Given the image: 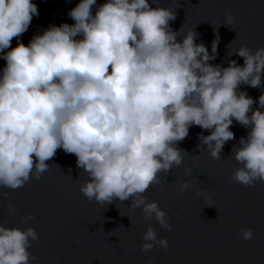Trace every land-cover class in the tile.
<instances>
[{
	"label": "clouds",
	"instance_id": "obj_1",
	"mask_svg": "<svg viewBox=\"0 0 264 264\" xmlns=\"http://www.w3.org/2000/svg\"><path fill=\"white\" fill-rule=\"evenodd\" d=\"M38 15L33 0H0V57L6 61L0 69V187L15 190L39 179L62 148L88 174L80 190L89 200L131 198L130 206L170 229L166 210L142 194L183 162L176 142L190 125L211 130L200 139L219 159L235 139L234 120L249 131L233 145L240 165L233 179L244 186L264 182V92L254 99L239 88L262 85L264 47L236 49L242 65L234 59L227 67L213 65L218 39L211 52L196 43L193 29L177 40L181 30L169 23L176 13L150 0H79L68 11L74 23L51 24L25 44L20 37ZM233 23L227 13L224 24ZM13 37L17 43L10 47ZM191 173L186 168L185 175ZM177 184L181 191L193 187L183 179ZM199 195L209 194L202 189ZM241 234L245 240L254 235L251 228ZM143 239L142 251L169 247L151 224ZM34 240L39 233L31 226L0 224V264H32Z\"/></svg>",
	"mask_w": 264,
	"mask_h": 264
},
{
	"label": "water",
	"instance_id": "obj_2",
	"mask_svg": "<svg viewBox=\"0 0 264 264\" xmlns=\"http://www.w3.org/2000/svg\"><path fill=\"white\" fill-rule=\"evenodd\" d=\"M33 2L39 15L33 16L20 37L25 44L51 24L74 23L68 11L79 0ZM104 2L97 0V5ZM150 4L176 13L169 23L172 30H181L177 40L193 29L199 34L196 43L203 42L211 52L212 42L218 39L216 58L209 61L213 65L227 67L233 59L242 65L243 57L236 49L242 45L253 51L264 47L261 0H156V4L150 0ZM227 13L234 17L229 26L224 24ZM16 43L13 37L10 47ZM5 64L0 57V69ZM239 88L258 99L264 81L260 87L241 84ZM230 127L235 139L226 142L220 158L214 159L199 135L211 130L190 125L188 136L176 142L183 151V162L160 173V182L142 194L166 210L170 229L154 218L147 219L142 208L130 206L131 198H114L104 204L89 200L80 190L88 174L77 166L76 155L62 148L46 161L50 167L39 179L33 177L15 190L0 187V192L8 193L6 198L0 196V224L21 229L31 226L39 233V240L29 247L30 258H35L32 264H264V182L244 186L233 179L240 165L232 148L239 146L240 137H246L249 129L235 120ZM189 167L192 173L185 175ZM178 179L191 182L192 189L181 191ZM202 189H207V198L199 195ZM9 204L15 206L14 213ZM29 213L32 218L25 223ZM149 224L158 237L167 238L168 249L141 250ZM242 228L253 230L251 240L243 238Z\"/></svg>",
	"mask_w": 264,
	"mask_h": 264
}]
</instances>
